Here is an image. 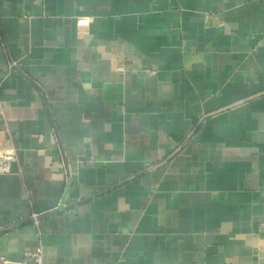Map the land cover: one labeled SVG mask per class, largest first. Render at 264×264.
<instances>
[{"label":"crops","instance_id":"0c3cea01","mask_svg":"<svg viewBox=\"0 0 264 264\" xmlns=\"http://www.w3.org/2000/svg\"><path fill=\"white\" fill-rule=\"evenodd\" d=\"M13 150L11 264H264V0H0Z\"/></svg>","mask_w":264,"mask_h":264},{"label":"built area","instance_id":"2783aa9c","mask_svg":"<svg viewBox=\"0 0 264 264\" xmlns=\"http://www.w3.org/2000/svg\"><path fill=\"white\" fill-rule=\"evenodd\" d=\"M16 161H17V154L14 150L11 154L0 155V174L8 173L11 169L12 164ZM28 258L30 259V263L28 264H45L43 247L41 246L36 251L30 252L28 254ZM0 264H11V263L4 258H0Z\"/></svg>","mask_w":264,"mask_h":264}]
</instances>
